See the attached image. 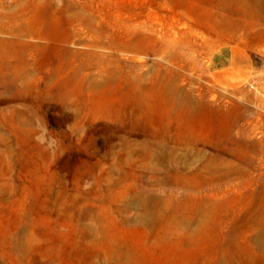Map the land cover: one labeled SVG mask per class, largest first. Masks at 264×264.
I'll return each mask as SVG.
<instances>
[{"label": "rangeland", "instance_id": "374dc122", "mask_svg": "<svg viewBox=\"0 0 264 264\" xmlns=\"http://www.w3.org/2000/svg\"><path fill=\"white\" fill-rule=\"evenodd\" d=\"M0 264H264V0H0Z\"/></svg>", "mask_w": 264, "mask_h": 264}, {"label": "crops", "instance_id": "0c3cea01", "mask_svg": "<svg viewBox=\"0 0 264 264\" xmlns=\"http://www.w3.org/2000/svg\"><path fill=\"white\" fill-rule=\"evenodd\" d=\"M232 75V74H231ZM233 76V75H232ZM223 82H226V81H232V78L231 76L228 74V76H224V78L221 80Z\"/></svg>", "mask_w": 264, "mask_h": 264}]
</instances>
